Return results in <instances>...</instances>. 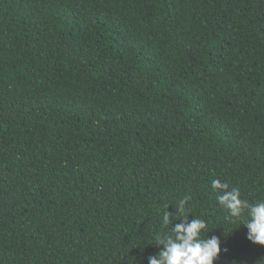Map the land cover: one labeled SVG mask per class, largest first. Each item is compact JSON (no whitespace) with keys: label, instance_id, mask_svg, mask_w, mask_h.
<instances>
[{"label":"trees","instance_id":"trees-1","mask_svg":"<svg viewBox=\"0 0 264 264\" xmlns=\"http://www.w3.org/2000/svg\"><path fill=\"white\" fill-rule=\"evenodd\" d=\"M215 179L264 201V0H0V264H148L184 196L264 264Z\"/></svg>","mask_w":264,"mask_h":264},{"label":"clouds","instance_id":"clouds-1","mask_svg":"<svg viewBox=\"0 0 264 264\" xmlns=\"http://www.w3.org/2000/svg\"><path fill=\"white\" fill-rule=\"evenodd\" d=\"M211 186L218 190L217 202L228 210L230 218H239L245 209L248 210V218L242 223L247 228L245 238L254 244L264 245V201L249 204L240 199L238 187L229 189V185L219 179L213 180ZM190 199V196H184L178 206L174 207L175 211H164L162 224L167 226L171 223V232L157 234L154 241L162 248L157 254L148 257V264H214L222 251H228L226 247H221V239L216 235L205 236L209 231L206 230L205 220L194 217L189 219L185 205ZM173 216L179 219H172ZM173 220L179 222L173 225ZM202 232L204 238H201Z\"/></svg>","mask_w":264,"mask_h":264}]
</instances>
